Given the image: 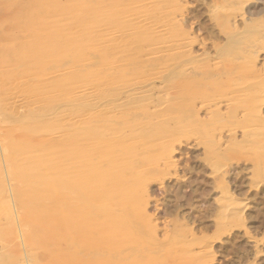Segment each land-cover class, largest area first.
<instances>
[{
    "label": "rangeland",
    "instance_id": "obj_1",
    "mask_svg": "<svg viewBox=\"0 0 264 264\" xmlns=\"http://www.w3.org/2000/svg\"><path fill=\"white\" fill-rule=\"evenodd\" d=\"M0 264H264V0H0Z\"/></svg>",
    "mask_w": 264,
    "mask_h": 264
}]
</instances>
